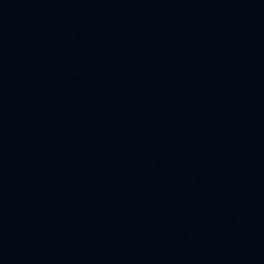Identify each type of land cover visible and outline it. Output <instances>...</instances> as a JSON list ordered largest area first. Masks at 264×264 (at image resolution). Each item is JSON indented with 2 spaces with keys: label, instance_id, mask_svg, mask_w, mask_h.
I'll use <instances>...</instances> for the list:
<instances>
[{
  "label": "water",
  "instance_id": "obj_1",
  "mask_svg": "<svg viewBox=\"0 0 264 264\" xmlns=\"http://www.w3.org/2000/svg\"><path fill=\"white\" fill-rule=\"evenodd\" d=\"M0 264H264V0H0Z\"/></svg>",
  "mask_w": 264,
  "mask_h": 264
}]
</instances>
